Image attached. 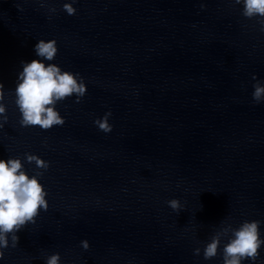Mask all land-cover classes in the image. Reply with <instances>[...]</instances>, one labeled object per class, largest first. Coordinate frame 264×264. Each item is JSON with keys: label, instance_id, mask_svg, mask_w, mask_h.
<instances>
[{"label": "water", "instance_id": "95a60500", "mask_svg": "<svg viewBox=\"0 0 264 264\" xmlns=\"http://www.w3.org/2000/svg\"><path fill=\"white\" fill-rule=\"evenodd\" d=\"M41 2L0 0V81L14 87L36 40L55 38L52 62L79 72L87 90L79 103L58 102L65 122L46 130L20 126L6 97L0 158L48 160L49 206L0 264H43L51 252L62 264H221L219 253H193L220 220L264 221V102L251 96L252 73L264 78L257 19L234 0H76L73 15L65 0ZM108 109L104 133L93 119ZM174 197L179 213L166 203Z\"/></svg>", "mask_w": 264, "mask_h": 264}, {"label": "clouds", "instance_id": "9594fccd", "mask_svg": "<svg viewBox=\"0 0 264 264\" xmlns=\"http://www.w3.org/2000/svg\"><path fill=\"white\" fill-rule=\"evenodd\" d=\"M75 2L65 0L61 7L68 15H73L77 11ZM234 3L241 6L242 16L249 19L255 17L260 31L264 32V0H234ZM204 6L201 4V7ZM48 11L54 13L56 8L51 6ZM33 50V59L20 60L14 87L5 89L0 81V128L8 121L6 97H11L17 108L20 126H39L46 130L65 122V117L56 106L58 102L74 97L79 103L86 93L87 85L79 72L63 69L52 62L58 52L55 38L37 39ZM252 80L253 102H264V78H257V74L252 73ZM111 115V109H108L103 115L95 117L93 124L104 133H109L113 128L109 121ZM26 163H34L31 173L25 167ZM49 164L48 160L33 152H25L23 158L20 155L0 158V260L5 257V249L17 246L18 232L25 225L35 223L41 210L48 209V192L40 177ZM166 203L178 213L183 209L178 198L174 197ZM262 223L264 221L260 219H244L234 226L221 219L220 227L203 243L202 248L195 247L193 253H202L205 260L219 253L221 264H243L245 260L250 264H264V258L260 256V250L264 248ZM79 243L83 249L89 248L86 238ZM42 259L43 264H62L59 252L42 255Z\"/></svg>", "mask_w": 264, "mask_h": 264}]
</instances>
